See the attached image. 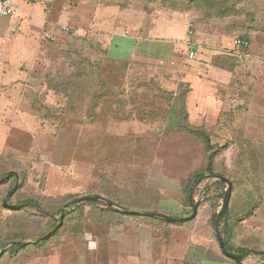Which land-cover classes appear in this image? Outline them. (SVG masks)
Listing matches in <instances>:
<instances>
[{"label": "rangeland", "instance_id": "374dc122", "mask_svg": "<svg viewBox=\"0 0 264 264\" xmlns=\"http://www.w3.org/2000/svg\"><path fill=\"white\" fill-rule=\"evenodd\" d=\"M27 1L15 3L28 13L43 14L47 9L49 21H58L64 7L86 11L96 6L113 7L115 13L143 10L149 21L163 17L153 30L155 40H180L182 34L174 38L170 18L181 21L190 16L194 32L203 33L213 24L225 34L238 33L240 39L248 31L243 20L236 21L248 0ZM254 2L258 11L264 10V0ZM211 13H217L212 17L221 13L225 19L237 17L210 23ZM261 20L259 27L264 28V17ZM11 22L13 27L19 18ZM52 23L36 40L34 58L19 62L21 57L15 56L12 66L18 68L11 70L10 79L0 78V251L6 248L0 261L10 259L12 242L8 241L20 238L21 242L26 239L24 243L33 242L51 229L48 213L77 209L80 203L75 201L83 197L104 196L128 209H192L185 198L186 181L205 168V151L178 126L182 116L177 98L191 89L182 81L194 68L202 72L203 60L197 53L181 52L176 60L163 64L122 60L111 51L113 44L102 39L104 32L98 30L97 21L87 35L76 34L67 25L69 32L61 31L60 25ZM113 23L111 28L122 25L119 20ZM176 27L182 33L185 30L180 23ZM58 31L61 34L55 41L45 37ZM0 52V59H5L4 51ZM233 63L244 75L247 61L229 64ZM18 69L20 75L13 78ZM262 72L259 69V76L253 78H261ZM195 89L202 91L201 87ZM200 117L193 118L195 127L202 125ZM244 130L248 133H211L212 142L225 147L217 155L215 170L233 183L229 209H259L264 203V144L259 145L261 138L251 127ZM215 181L212 176L204 179L194 200L201 201L198 209H219L216 215L227 185L219 186ZM30 199L40 202L43 213L37 215L31 205L14 210ZM85 209L86 222L75 217L65 233L81 234L88 241L94 237L100 248L111 235L122 237L123 231L118 229L124 224L122 217H105L99 224L97 215L88 211L93 208ZM260 213L264 214V209ZM13 233L18 235L13 237Z\"/></svg>", "mask_w": 264, "mask_h": 264}, {"label": "crops", "instance_id": "0c3cea01", "mask_svg": "<svg viewBox=\"0 0 264 264\" xmlns=\"http://www.w3.org/2000/svg\"><path fill=\"white\" fill-rule=\"evenodd\" d=\"M15 1L13 0L18 8L17 15L12 18L0 17V51H4L6 55L5 59H0V78L10 79L8 75L11 70L18 68L12 66L15 56L21 57L19 62L34 58L36 40L40 38L46 25L49 26L48 23L71 26L76 34L87 35L91 25L90 28L94 31L93 24L97 21L98 30L100 33L104 32L101 34L102 39L113 44L111 51L122 60H149L163 64L176 60L181 52L197 53L203 60L202 72L194 68L193 74L189 73L186 81H182L189 83L191 88L185 95L189 123L196 126L193 118L201 120L202 115V122L199 123L209 133L215 134L219 131L221 135L243 134L245 127H251L261 138L259 145L264 144V28L259 27L263 23H258L262 22L264 10L258 11L259 6L254 0H248L243 5L242 18L243 21L246 20L248 28L245 31L248 34L246 40L250 42L248 49L235 46L234 41L239 39L237 34H225L221 30H215L211 26L213 24L203 33L194 32L190 15L183 17L181 21L170 18L174 38L179 33L182 34V37L179 35L180 40L158 41L153 37V30L163 17L155 16L151 22L143 10L122 9L115 13L113 7L100 9L96 6L87 11L82 7H64L58 21H49L46 16L47 9L43 10V14L23 12ZM113 16L118 18L113 19ZM15 17L19 18V23L16 22L12 27L11 20ZM117 20L122 25L111 28ZM213 21L218 23L222 19L213 17L210 23ZM178 23L185 27L183 33L177 30ZM106 25L108 26L104 29ZM52 34L58 36L61 33L58 31ZM240 60L247 61L244 75L238 72L239 65L229 64ZM259 69L263 71L262 77L253 78L254 75L259 76ZM14 71L16 73L13 78H16L21 70ZM199 72L202 74H198ZM196 87H201L202 91L195 89ZM245 133H248L247 130ZM260 208L264 209V203ZM260 208L230 209V229L226 232L222 229L223 224L219 228V222L216 225L217 218L214 220L219 209H198L194 219L184 222L119 215V218L124 219V224L118 227L123 235L119 238L115 234L111 235L103 248H100L99 240L93 239L94 237L88 241L81 234L69 235L70 232H63L60 238L59 235L52 238L39 251L32 247L15 257L9 254L10 259L0 261V264H264V214L260 213L263 210ZM130 210L181 218L192 214V209ZM217 229L232 252L245 256L242 261L231 259L223 253L218 242ZM55 241L59 243L53 245ZM34 243L37 242L23 244ZM243 250L251 252L240 253ZM4 256L3 254L0 260Z\"/></svg>", "mask_w": 264, "mask_h": 264}, {"label": "trees", "instance_id": "16d2710c", "mask_svg": "<svg viewBox=\"0 0 264 264\" xmlns=\"http://www.w3.org/2000/svg\"><path fill=\"white\" fill-rule=\"evenodd\" d=\"M216 8H218V7H216ZM212 14H217V13L209 14L210 19L213 18L211 16ZM240 16H241V18L236 19V21H242L243 20V18H242L243 15L240 14ZM214 17L221 18L222 21H220V22H224V21L229 22V21H232L233 17H237V16H230L228 19H225V18H223V14L221 13V15H214ZM245 21H242L243 25H246ZM229 34L234 35V34H238V33L230 32ZM242 34L243 35H242L241 39L244 41H247L249 43V46L237 47V48L248 49L250 47V42L248 40H246V39H248L247 38L248 34H247V32H243ZM218 61H220V60H218ZM177 99L179 100L181 116H182L181 123H180L179 127L181 128V130H183L184 132L189 134V136L191 138H193L196 142H198L201 145L203 151H205V153H206V160H205L206 163H205L204 170L202 172L192 174L190 177H188V179L186 181L188 186L187 187L185 186V198H186L187 202H189L190 204H193V203H195L194 195L196 193V188L199 184H201V182L204 179H207L211 176L213 177L215 175L221 176V177H226L224 173L218 172L215 170V166H216L215 160L217 158V155H219L222 152V150L225 149V147L220 146L219 144L213 143L211 133H209L204 127H202V126L195 127L191 123H189L188 114L186 113V110H185V95H184V93H182ZM215 184L219 185V186H223L226 183H224L221 180H217V181H215ZM224 194L221 195L222 199L224 198ZM78 203H80V205H77V209H71V210L67 211L66 217L64 218V221H63L61 227L57 231H55L49 238L42 240V238H44L46 235H48L50 232H52L57 227L58 221L56 218L58 215L60 216L63 209H57L54 212L48 213V216L50 217V220L52 221V227L48 232L36 237V239L33 242H37V243L20 244V243H24L26 241V239H24V241L21 242V241H19L20 238L19 239L15 238V239H13V241H8V242H12V245L9 249L11 257H15L16 255H18L22 252L29 251V249H32V247H34V249L36 247L37 251H39L45 244H47V242H49V240L57 237L62 232H66V230L68 229L70 220L74 219L75 217L79 220L86 222L85 213L87 212V210L85 209V207H87V206L93 208V209H89L88 211L94 212V214L97 215L95 220L97 222H99V224L102 223L100 221H104L105 217L110 218L111 220H112V218L119 216V215L120 216L134 217L132 214H127L125 212L118 211L115 208H111L104 202L88 201V202L82 203L80 201V199H78L75 201V204H78ZM28 205H31L32 208L37 211V213H36L37 215L39 213H43V210L40 209L41 208L40 202L32 200V199H30V202H24V203L20 202V206L14 210H17V211L25 210L26 206H28ZM116 205L121 206L122 204L121 205L116 204ZM257 208H258V206H257ZM126 209H128V208H126ZM129 209H138V208L129 206ZM252 209H254V208H252ZM230 211L231 210L229 209L228 215L226 217H222L219 221V226H220V224H224L223 228H224L225 232L230 229V226L228 224V222L231 220L230 216L232 214ZM96 212H98V213H96ZM217 215L218 214L215 215L214 219L217 218ZM17 235L18 234L13 233V235H11V236L15 237ZM224 242L226 244L227 249L229 251H231L232 249L230 250L228 248V244H227L226 240H224ZM6 245H7V242L4 243L2 247H5ZM249 252H251V251H249V250L240 251V253H242V254L249 253Z\"/></svg>", "mask_w": 264, "mask_h": 264}, {"label": "water", "instance_id": "95a60500", "mask_svg": "<svg viewBox=\"0 0 264 264\" xmlns=\"http://www.w3.org/2000/svg\"><path fill=\"white\" fill-rule=\"evenodd\" d=\"M213 177L217 180L223 181L227 185V189L225 191L224 198H223L222 208H221V210L218 214L217 220H216V225H217L222 217H226L228 215L229 206H230V202H231V198H232V192H233V183L231 180H229L226 177H221V176H217V175H215ZM80 201L82 203L88 202V201H100V202L106 203L111 208H116L119 211L125 212L127 214H132V215H136V216H146V217H151V218H161L163 220L172 221V222H184V221H190V220L194 219L197 216V210H198L199 205L201 204V201H196L195 203H193L192 204V214L187 218H181V217H173V216H169V215H165V214H161V213H154V212H143L142 213V212H138V211H133V210L121 207L119 205H116L115 203L108 201L107 198H105L104 196H100V195L83 197L80 199ZM66 214H67L66 210H63L61 215H60V218L58 219L57 227L52 232H50L48 235H46L44 238H42V240L50 237L52 235V233H54L55 231H57L61 227L63 220L66 217ZM217 238H218V242H219L221 250L223 251V253L227 257L234 259L236 261H242L245 258L244 255L234 253V252L229 251L227 249L226 244L223 240L222 235L220 234L219 229H217ZM20 244H23V243H20ZM5 250H6V248H4L0 251V257L5 253Z\"/></svg>", "mask_w": 264, "mask_h": 264}, {"label": "built area", "instance_id": "2783aa9c", "mask_svg": "<svg viewBox=\"0 0 264 264\" xmlns=\"http://www.w3.org/2000/svg\"><path fill=\"white\" fill-rule=\"evenodd\" d=\"M18 8L14 4L13 0H0V17L3 18H12L17 15ZM61 31H67L69 32V27L67 26H61ZM45 37L48 40L55 41L57 36L51 33H47ZM234 44L236 47H247L249 46V43L247 41H244L242 39H236L234 41Z\"/></svg>", "mask_w": 264, "mask_h": 264}]
</instances>
